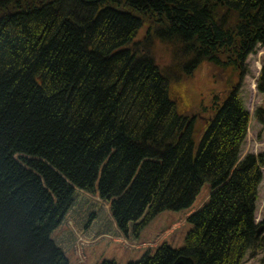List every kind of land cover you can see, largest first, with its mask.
I'll list each match as a JSON object with an SVG mask.
<instances>
[{"label": "trees", "instance_id": "16d2710c", "mask_svg": "<svg viewBox=\"0 0 264 264\" xmlns=\"http://www.w3.org/2000/svg\"><path fill=\"white\" fill-rule=\"evenodd\" d=\"M155 39L187 75L244 66L264 0H0V264H242L262 248L264 153L240 158L239 87L198 130Z\"/></svg>", "mask_w": 264, "mask_h": 264}, {"label": "rangeland", "instance_id": "374dc122", "mask_svg": "<svg viewBox=\"0 0 264 264\" xmlns=\"http://www.w3.org/2000/svg\"><path fill=\"white\" fill-rule=\"evenodd\" d=\"M147 32L144 26L137 39H142ZM157 64L164 70H177L173 74L174 82L170 90L175 100H178L180 111L186 116L196 118V127L202 131L207 124L214 99L221 96V102L227 98L234 87H239L240 95L245 106L251 112V120L247 136L241 147V159L248 154L259 155L264 152V126L256 117V110L264 107V93L258 90L257 80L264 59V45L256 47L244 66L237 68L230 66L218 67L210 62H203L194 71L187 75L177 68L179 61L172 56L176 46L172 42L155 39L150 45ZM183 96V98H181ZM257 221L264 224V168L263 179L259 187L257 202ZM262 248L251 249L245 256L242 264H264V231L259 234Z\"/></svg>", "mask_w": 264, "mask_h": 264}, {"label": "water", "instance_id": "95a60500", "mask_svg": "<svg viewBox=\"0 0 264 264\" xmlns=\"http://www.w3.org/2000/svg\"><path fill=\"white\" fill-rule=\"evenodd\" d=\"M264 231V228L259 229V234ZM175 264H193L189 259L178 260Z\"/></svg>", "mask_w": 264, "mask_h": 264}]
</instances>
